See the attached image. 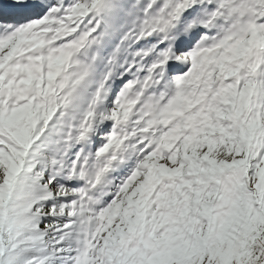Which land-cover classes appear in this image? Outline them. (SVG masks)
I'll return each instance as SVG.
<instances>
[{
    "label": "snow or ice",
    "instance_id": "obj_1",
    "mask_svg": "<svg viewBox=\"0 0 264 264\" xmlns=\"http://www.w3.org/2000/svg\"><path fill=\"white\" fill-rule=\"evenodd\" d=\"M0 264H264V0H0Z\"/></svg>",
    "mask_w": 264,
    "mask_h": 264
}]
</instances>
